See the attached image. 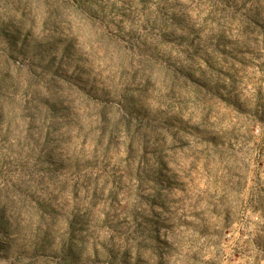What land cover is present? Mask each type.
I'll return each instance as SVG.
<instances>
[{
    "label": "clouds",
    "instance_id": "obj_1",
    "mask_svg": "<svg viewBox=\"0 0 264 264\" xmlns=\"http://www.w3.org/2000/svg\"><path fill=\"white\" fill-rule=\"evenodd\" d=\"M0 264H264V0H0Z\"/></svg>",
    "mask_w": 264,
    "mask_h": 264
}]
</instances>
